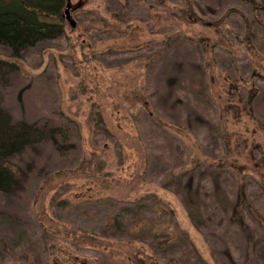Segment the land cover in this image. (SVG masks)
Here are the masks:
<instances>
[{"label": "rangeland", "instance_id": "rangeland-1", "mask_svg": "<svg viewBox=\"0 0 264 264\" xmlns=\"http://www.w3.org/2000/svg\"><path fill=\"white\" fill-rule=\"evenodd\" d=\"M66 1L74 26L64 14V36L16 61L3 106L32 125H66L71 145L56 138L4 162L19 185L0 192V264H221L228 253L243 264L246 229L193 159L227 156L232 167L214 172L225 197L244 176L264 215V0ZM93 152L102 173L87 168ZM181 170L199 191L197 227L171 176ZM134 212L156 239L130 238L142 223L112 226ZM83 234L97 243H79Z\"/></svg>", "mask_w": 264, "mask_h": 264}, {"label": "trees", "instance_id": "trees-1", "mask_svg": "<svg viewBox=\"0 0 264 264\" xmlns=\"http://www.w3.org/2000/svg\"><path fill=\"white\" fill-rule=\"evenodd\" d=\"M66 4V0H0V49H5L8 52L6 58H0L1 193H11L19 185L18 178L4 164L5 161L27 148L55 140L56 138L61 142L59 146L60 150H66L69 148V145H71L70 128L66 125L58 126L48 123H44L40 126L32 125L26 121L14 119L11 113L3 106L5 93L12 84V77L19 71V66L16 61L22 58V55L26 50L33 48L42 42L55 40L64 36L66 31V22L64 19ZM251 35L252 30L249 28L247 41L251 40L250 37L253 36ZM205 49L206 48H204V50ZM170 85L173 87L172 84ZM161 96H163L162 93L158 94L157 98H161ZM172 96L173 90L172 92L169 90V92L163 97V102L169 106L171 104ZM245 103L250 105V103H254V101L248 102L246 100ZM231 108L234 112L236 111V106H231ZM145 119L149 121L148 117H145ZM156 119L160 122L162 121L160 118ZM103 130L109 133V130L106 127H104ZM109 135L112 134L109 133ZM137 143L139 144V148L142 149V140L139 141V139H137ZM99 151L100 154H107L111 150L103 147L99 149ZM160 155L163 157L162 154ZM197 159L205 161L206 169L204 173L209 174L213 181V192L211 194L215 197V201H217L218 204H223V202H225L224 209L227 213L229 222L239 223L241 228L246 229L244 231H246V250H248V252L245 253L243 264H264V215L256 211L253 204L249 201L246 195V182L244 181V176L241 177V179L236 177L237 181L239 180L237 197H235L234 200H229V198L227 199L225 197V192L218 181L220 175L214 173L215 170L229 168L231 164L228 161V157L224 155L216 162L205 157L203 158V156L201 158L197 156L193 160L196 161ZM256 161V166H260L259 164L264 166V156ZM86 163H88L87 168L90 171L93 172L94 169H96L98 172L100 171V173H102L103 159L102 157L96 156V153L93 152L91 159H88ZM83 165L80 166L81 170L85 168ZM231 167L232 166H230V168ZM234 172H236L237 175H240L239 171ZM183 174H185V172L181 170L178 171V174H172L171 176L178 178L180 184H182L183 199H181L186 203V210L191 225L197 227L199 224V213L197 211L201 210L198 197L199 191L193 186L192 175L181 181V176ZM261 181H263V179ZM259 184L264 186V181L263 183L259 182ZM138 207L139 206H137V208ZM136 213L134 212L131 217L128 216V218L125 217V215H122L121 219H117L114 215L111 216L112 226H117L118 228L127 227L130 231V227H135L136 225L133 224V222L142 223L143 225L139 227L137 231H133L132 234H129L130 238L134 239V237L143 235L147 240L152 241L153 239H156L157 234L150 232L148 229V225H150L148 224L149 220H144L140 216H136ZM170 214H172L171 211ZM248 218L253 219L254 221H252L257 224L255 229L251 226V221L248 223ZM151 225L154 226L153 223ZM147 235L150 237L147 238ZM255 236H257V238ZM96 241L97 238L88 237L87 234H83L81 240H78L79 243L86 245H95L97 243ZM140 241L145 240L142 238ZM258 242H260V244H258ZM155 244L157 245V242L152 243L154 248L156 247ZM159 247L160 245L158 248ZM226 258V261L222 258L220 263L237 264L229 253ZM136 261L138 264H145V262L141 260Z\"/></svg>", "mask_w": 264, "mask_h": 264}, {"label": "water", "instance_id": "water-1", "mask_svg": "<svg viewBox=\"0 0 264 264\" xmlns=\"http://www.w3.org/2000/svg\"><path fill=\"white\" fill-rule=\"evenodd\" d=\"M64 14H65V16H66L67 21H68L72 26H74V22H73V20H72L71 17H70V13H69V10H68V9H65ZM82 264H86V263H82Z\"/></svg>", "mask_w": 264, "mask_h": 264}]
</instances>
